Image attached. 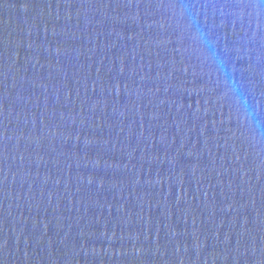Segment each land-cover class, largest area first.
<instances>
[{
    "label": "water",
    "instance_id": "1",
    "mask_svg": "<svg viewBox=\"0 0 264 264\" xmlns=\"http://www.w3.org/2000/svg\"><path fill=\"white\" fill-rule=\"evenodd\" d=\"M253 5L0 0V264H264Z\"/></svg>",
    "mask_w": 264,
    "mask_h": 264
},
{
    "label": "clouds",
    "instance_id": "2",
    "mask_svg": "<svg viewBox=\"0 0 264 264\" xmlns=\"http://www.w3.org/2000/svg\"><path fill=\"white\" fill-rule=\"evenodd\" d=\"M184 11L187 13H191L190 8H185ZM253 11L257 14L262 15V13H264V0H254ZM194 39L198 44L202 45L203 48L207 49L209 58L212 59L213 63L216 65V67L218 69H223L225 72H227V66L223 62V58L219 57L218 55H215V56L212 55L213 45L210 42V37L207 34V32L198 31L196 33ZM239 94H240V89H239V87H236L235 88V95H239ZM246 111L251 112L252 110L249 108Z\"/></svg>",
    "mask_w": 264,
    "mask_h": 264
}]
</instances>
